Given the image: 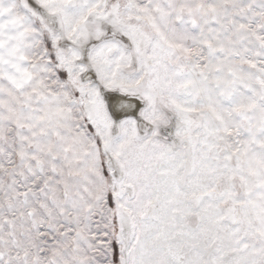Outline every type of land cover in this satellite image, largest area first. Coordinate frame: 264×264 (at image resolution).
<instances>
[{
    "label": "snow or ice",
    "instance_id": "snow-or-ice-1",
    "mask_svg": "<svg viewBox=\"0 0 264 264\" xmlns=\"http://www.w3.org/2000/svg\"><path fill=\"white\" fill-rule=\"evenodd\" d=\"M0 264H264V0H0Z\"/></svg>",
    "mask_w": 264,
    "mask_h": 264
}]
</instances>
